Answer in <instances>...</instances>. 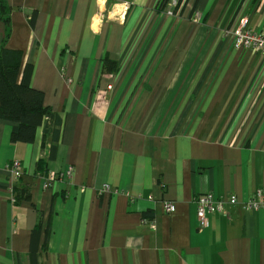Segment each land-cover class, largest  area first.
<instances>
[{"label":"crops","instance_id":"1","mask_svg":"<svg viewBox=\"0 0 264 264\" xmlns=\"http://www.w3.org/2000/svg\"><path fill=\"white\" fill-rule=\"evenodd\" d=\"M172 1L0 0V49L61 122L14 143L0 118V264H264L243 204L264 191V54L230 32H264V0ZM208 192L239 202L202 228Z\"/></svg>","mask_w":264,"mask_h":264},{"label":"trees","instance_id":"2","mask_svg":"<svg viewBox=\"0 0 264 264\" xmlns=\"http://www.w3.org/2000/svg\"><path fill=\"white\" fill-rule=\"evenodd\" d=\"M169 2L170 0H160L158 8L166 9ZM3 5L1 11L5 10ZM22 59L19 51L5 46L0 49V118L16 123L11 133V140L14 143L33 142L41 127L44 129V139L51 134L52 141L57 142L60 139V129H52V124L55 121L60 125L61 122L54 120V113L45 105L44 92L30 85L32 66L26 65L22 69ZM55 150L56 146L52 144L50 158H54ZM41 234V224H38L31 234L33 253L37 251Z\"/></svg>","mask_w":264,"mask_h":264},{"label":"built area","instance_id":"3","mask_svg":"<svg viewBox=\"0 0 264 264\" xmlns=\"http://www.w3.org/2000/svg\"><path fill=\"white\" fill-rule=\"evenodd\" d=\"M178 0L171 2L172 7H180ZM169 13H173L172 10ZM199 18V13L195 12V19ZM249 18L244 17L240 20L237 27L233 28L231 32L232 46L240 51L255 48L262 54H264V32L253 31L249 27ZM13 171L17 176L21 175V165L15 161L12 165ZM73 167L70 166L67 170V174L71 175ZM56 175H51L49 180H54ZM238 197L235 195H228L222 197H216L212 192H208L199 195L196 199L197 203V216L200 221V226L205 228L208 226V215L211 213H227V206L238 203ZM245 209L248 211H255L260 208H264V191L257 190L246 201H244ZM163 207L166 212L172 213L176 210V206L172 202L165 201Z\"/></svg>","mask_w":264,"mask_h":264}]
</instances>
